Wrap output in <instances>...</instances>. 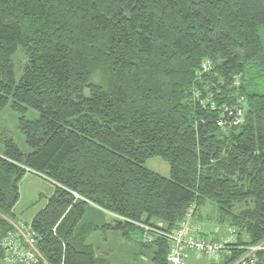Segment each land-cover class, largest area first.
<instances>
[{
    "label": "trees",
    "instance_id": "1",
    "mask_svg": "<svg viewBox=\"0 0 264 264\" xmlns=\"http://www.w3.org/2000/svg\"><path fill=\"white\" fill-rule=\"evenodd\" d=\"M8 105L39 116L18 121L28 154L1 140L0 238L17 183L45 178L54 192L29 225L45 264H110L88 244L98 231L167 264L169 236L190 208L199 228L208 204L216 230L197 238L233 230L212 264L264 245V0H0V112ZM235 106L242 123L218 126ZM152 157L169 178L143 167ZM252 258L264 264V249Z\"/></svg>",
    "mask_w": 264,
    "mask_h": 264
},
{
    "label": "rangeland",
    "instance_id": "2",
    "mask_svg": "<svg viewBox=\"0 0 264 264\" xmlns=\"http://www.w3.org/2000/svg\"><path fill=\"white\" fill-rule=\"evenodd\" d=\"M13 61L15 64V80L18 81L21 76L23 66L26 63V60L20 50H18L13 57ZM38 116V112L32 109H27L22 114L18 113L13 111L10 105L5 107L4 110L0 112V157H2L5 151L4 144L1 141L5 137L11 139L22 154L26 155L30 152L23 136L18 131V121L21 117H24L27 121H32L37 119ZM143 167L161 177L169 178V165L161 158H149L145 160ZM17 191L19 199L12 209L13 216H11V219L8 217L3 218L6 220H12L18 224L23 223L29 226L32 218L45 207L48 199L52 196L54 192V185L41 176L27 173L17 183ZM216 210L217 209L212 204H208L207 207L201 208L200 210V212L203 213L200 218L202 217L207 219L206 215L209 216L210 220H208L206 226L210 225V231L212 230L213 232L216 230L217 225ZM194 219L196 220V218ZM107 222L110 224L112 223L111 219H108ZM92 237L95 254L103 257L104 255L102 253L104 252L102 251L107 249L108 252H105L110 253L109 259L114 262V264H153L151 261L150 251L140 247L138 244L127 243L122 238L120 232H98L92 234ZM89 242H91V239H89L88 244ZM210 261L211 260L206 257H197L190 259L187 264H212ZM0 264H5V262L0 259Z\"/></svg>",
    "mask_w": 264,
    "mask_h": 264
},
{
    "label": "built area",
    "instance_id": "3",
    "mask_svg": "<svg viewBox=\"0 0 264 264\" xmlns=\"http://www.w3.org/2000/svg\"><path fill=\"white\" fill-rule=\"evenodd\" d=\"M203 70L207 72L208 68L203 66ZM242 118L243 108L241 106H235L231 109L225 108L217 124L220 127L237 126L242 123ZM191 217L192 208L187 212L184 220L180 222L174 233L169 236L170 246L166 257L167 264H185L190 254H196L199 257L204 256L212 262H217L224 245L233 241V230L229 231L227 238L217 244L199 240L197 238L199 228L191 223ZM6 221L10 225V229L0 238L1 260L5 264H45L36 248L37 236L30 226L23 223L18 224L12 220ZM262 249H264L263 243L250 248L249 252L234 264L252 263L253 253Z\"/></svg>",
    "mask_w": 264,
    "mask_h": 264
},
{
    "label": "crops",
    "instance_id": "4",
    "mask_svg": "<svg viewBox=\"0 0 264 264\" xmlns=\"http://www.w3.org/2000/svg\"><path fill=\"white\" fill-rule=\"evenodd\" d=\"M108 219H110L109 216H108V215L105 216V218H104L105 221H104V222L107 223V220H108ZM208 220H209V219H204V218H202V217H201V218H200V217H197L196 220H194V222H195V223L201 228V231L204 232V233L207 234V235L209 234V231H210V225L206 226V223L208 222ZM98 232H100V231H98ZM98 232H97V233H98ZM94 234H95V233H94ZM93 237H94V236H93ZM93 237H92V235H91V236L88 238V241H89V239H91V242H89V244L92 245V246H93V244H94V243H93ZM104 241H105V239H104ZM106 242H107V241H106ZM105 251L108 252L107 249H106ZM105 251H102V252H104V253H102V254L104 255L103 257H105V258L110 262V264H114V262L110 261V259H109V257H110L109 254H110V253H106ZM190 259H194V257H191ZM190 259H189V260H190ZM189 260H188V261H189ZM188 261H187V262H188ZM187 262H186L185 264H187ZM115 264H116V263H115Z\"/></svg>",
    "mask_w": 264,
    "mask_h": 264
}]
</instances>
